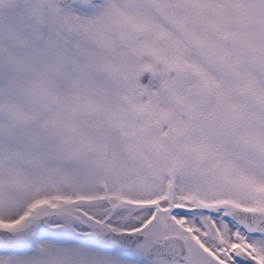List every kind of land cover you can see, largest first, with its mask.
I'll return each instance as SVG.
<instances>
[{
  "label": "snow or ice",
  "instance_id": "obj_1",
  "mask_svg": "<svg viewBox=\"0 0 264 264\" xmlns=\"http://www.w3.org/2000/svg\"><path fill=\"white\" fill-rule=\"evenodd\" d=\"M0 264H264V0H0Z\"/></svg>",
  "mask_w": 264,
  "mask_h": 264
}]
</instances>
